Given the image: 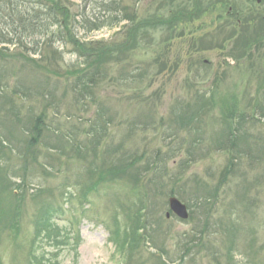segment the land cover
I'll return each mask as SVG.
<instances>
[{
	"label": "rangeland",
	"instance_id": "1",
	"mask_svg": "<svg viewBox=\"0 0 264 264\" xmlns=\"http://www.w3.org/2000/svg\"><path fill=\"white\" fill-rule=\"evenodd\" d=\"M62 1L69 6L71 17L77 15L76 20L82 23L81 26L72 23L73 35L81 45L88 43L92 47L103 43L114 47L119 38L116 33L123 27L121 23L112 28L110 20L115 17L129 15L134 18L135 13V21L147 25L148 29L138 41L144 42L135 49L113 55L106 66L105 78L92 88L91 97L79 104L74 102L68 88L74 79L70 72L80 68L83 62L71 46L55 40L51 48L41 53L45 58L31 55L40 69L25 59L13 61L1 69L0 137L8 140L15 133L16 142L10 147L7 141V153H0V164H4L8 157L5 154L11 149L14 159L25 150L17 141L22 140V132L11 117L12 104L22 110L17 109V112L24 119L30 109L39 113L43 106V100L27 93L26 88H34L32 84L40 81L47 90L57 92L56 103L47 110L46 125L50 129L45 128L42 146L38 147L41 151L38 161L41 164L50 162V166L33 172L29 178L31 187L26 188V192L33 195L37 190H49L48 196L55 197L54 206H61V211L53 215L51 221L56 232L43 233L29 257L38 206L31 197L25 198L20 216L22 235L16 245L8 237V229H2L15 215L9 213L11 204L5 206L0 198V209L5 211L0 214L3 220L1 264H159L164 258L169 264H264V119L254 122L250 129L246 126L247 141L238 144L234 151L246 154L239 155L225 176L227 181L216 188L224 181L221 174L229 160L227 152L216 145L228 129L218 99L229 96L231 103L227 108L238 107L244 115L251 110L260 111L257 109L264 104V24L261 17L264 0L259 4L255 0ZM195 3L199 8H195ZM232 3L237 8L229 11ZM169 20L176 26H164ZM93 24L101 28L94 30V26H90ZM0 48L2 54L7 55L21 52L13 46ZM34 49L32 40L28 50L36 51ZM207 101L209 107H202ZM55 108L59 115L55 114ZM98 109L104 111L105 116L101 115L104 120L112 118L98 148L99 154L103 155L105 147L113 151L121 145L113 158L106 161L108 165L104 164L101 169L98 167L102 161H96L97 158L91 165L82 160L85 148L80 150L82 161H68L66 155L58 157L63 153V146L49 152L48 146L55 142V138L49 137L58 127L66 132L67 149L71 143L91 138L84 131L99 119ZM195 112L199 116V126L180 127L178 117ZM167 134H172L173 138H168ZM121 154L133 164L131 167L115 166ZM71 156L75 158L73 152ZM156 156L161 160L157 173L149 167L144 168L146 161L151 163ZM86 157L91 159L92 154ZM54 158H59L62 165ZM134 158L140 160L135 165ZM14 159L11 165L16 169ZM185 160L190 161L180 172L179 184L183 186L185 199L176 197L188 208L191 206L193 218L182 222L173 215L169 218L165 215L169 193L175 187L172 184L179 174L180 163ZM110 164L117 168L114 180L108 182V186L99 185L98 192L88 197L90 207L86 206L87 211L82 214L76 193L90 182L88 169L91 166L98 172L109 173ZM134 170L144 174L136 177ZM14 172L10 179L22 187ZM61 192L65 193L62 199ZM202 195H209L210 201L206 203L200 198ZM140 203L146 204L151 211L149 228L165 249L166 257L147 244L129 255L118 249L117 240L129 231L128 223H132L126 217L131 214L134 218ZM114 233L120 237L117 239Z\"/></svg>",
	"mask_w": 264,
	"mask_h": 264
},
{
	"label": "trees",
	"instance_id": "2",
	"mask_svg": "<svg viewBox=\"0 0 264 264\" xmlns=\"http://www.w3.org/2000/svg\"><path fill=\"white\" fill-rule=\"evenodd\" d=\"M62 1V0H60ZM59 0H0V47L1 46H9L15 48L16 50L21 51L20 53H17L16 55H7L2 54V50L0 48V71L3 67H6L9 63L13 61L18 60H24L30 64H32L35 68L40 69L39 67L34 64L37 61H34L35 59L31 57V55L37 56L39 55L41 58H45L41 53L43 51H46L45 48H51L52 43H54L55 40L57 42H60L64 46H71L73 51L76 53L78 58L83 62L80 68L75 69L73 72H70V76H73L74 79L72 80L71 87L68 88L70 92H72V95L74 96V102L76 104L82 103L86 101L89 97H91L90 94L92 93V88L94 86L101 83V81L105 78L104 73H106L105 69L106 66H108L112 59L113 55L115 53H121L125 52L126 50L135 49L136 45H140L144 42H138L142 38H144L143 32L148 29L147 25L142 26L139 25L136 21V14L134 13V18H131L129 15H124V17H115V19H111L110 21H113L111 23L112 28L115 26H118V24L123 23V27H121V30H119L116 33V36L119 37L117 42H114V47L111 46V44H103V43H96V46L90 47V45L83 44L81 45L80 41L75 38L72 32V23L74 22L75 25L79 24L81 26V22L76 20V16L71 17L70 8L68 5L62 4ZM198 1V0H197ZM63 2V1H62ZM196 9L199 8L198 4H196ZM115 12L117 10H114ZM190 16V15H188ZM181 17H186L185 15H182ZM174 18V17H173ZM172 20V19H171ZM126 22V23H125ZM170 21L166 22L164 26L171 27L176 26V24H171ZM94 26V30H99L101 27L97 26L96 24L90 25ZM169 27V28H170ZM36 37H39L38 40H35ZM30 39L29 42L27 40ZM122 39V42H119L118 40ZM34 40L35 49L39 50L37 48L40 47L41 49L36 51L28 50V45L30 42ZM38 42V44L36 43ZM138 43V44H137ZM3 50H6L3 48ZM9 68V67H8ZM21 70V69H19ZM43 75V74H40ZM2 75L0 74V77ZM46 81V79H45ZM44 81V82H45ZM46 83V82H45ZM134 83H135V75H134ZM34 88H26L27 93H32L37 96V98H41L43 100V106L41 108V111L39 113L36 112V110L30 109L29 114H26V117L24 119L21 118L19 111H22L18 109L14 104H12L10 110L11 117L18 126L22 132L21 139H18V144L22 145V148L25 149L23 152H20L17 155V158L14 159L12 156V149L10 150L9 154H5L8 157H5L4 164H0V196L2 194V197H0L5 206H9L11 204V207L9 208L10 212L13 213V216L15 215V218H12L9 224H7L6 228L3 227V220L0 218V227L2 229H8V237L12 240V243L18 245V241L20 240V237L22 235L21 232V208L24 204V200L26 197H31V199L34 201V203L38 206L39 214L35 216V219L33 221L34 225V232L32 233V240L31 247L28 248V256H32V251L35 246V242L43 236V233H49L54 234L56 232V228H53V225L51 221L53 220V215H56L58 212L61 211V206L55 207V197L52 194L50 197L48 196L49 190H37L35 193L28 194L26 192V188H30V176L33 174V172L37 170H41L46 165L50 166V162H46L45 164H41L39 160V156H41V151L38 149V147L42 146V139H44V133L45 128H49L46 125L47 121V110L51 109L53 106V103H56V94L55 90L53 89H46L44 85L37 81V83H33ZM16 94V93H15ZM15 96V95H14ZM229 97V96H228ZM219 98L217 101L219 104L220 113L222 114L223 121L228 124V129L223 137V140L216 143V145L220 148V150H225L227 152L228 164L226 169L222 172L221 177L222 180L216 188L218 189L221 184H224L227 179L225 176L227 173L230 172V169L234 167V163L238 160L239 155L246 154L241 151H235L237 149L238 144L241 145L247 141V129L246 126L250 125L253 126L254 122H260V119H264V104L263 106H259L260 111L251 110L249 111L248 115H244V113H241L238 111V107L235 108H227L229 106L228 103H231V98ZM23 98L25 99V95H23ZM228 98V99H227ZM13 101L12 98L10 100ZM100 104L99 106H101ZM209 107L208 101L206 103H203L202 107L205 106ZM213 107V105H211ZM238 106V105H237ZM230 107V106H229ZM19 111H18V110ZM99 111H96L99 114V119L94 122L93 125L87 130L84 131V134L91 137L88 138L86 142H80V143H71V145L67 149L65 147L66 141V132L61 130V127H58V129L55 130V133L49 137L55 138V142L53 145L48 146L49 152L57 151L58 148L62 149L63 146V153L59 154L58 157H64L66 155V159L69 160H76L79 161L80 157V150H83L85 148V153L83 154L82 160H87L89 165H91V161L93 159H96V161H102L100 163V167L103 169L104 164L108 165L109 159H112L116 151L119 150L121 147L118 146L113 151H110V149H106V147L103 149L102 154L100 155L98 152V148L103 141L104 137L106 136L107 131V125L111 123L110 118H106V120L103 119V116H105L104 111L101 109H98ZM18 111V112H17ZM190 111V109H189ZM55 114L59 115L60 112L58 109L55 108ZM25 116V115H24ZM261 116V117H260ZM49 120V119H48ZM160 122H163L160 120ZM178 122L180 123V127L183 129L186 126L190 125H197L199 126V116L195 113H186L184 117H178ZM4 126V125H3ZM134 126V123H133ZM146 126V125H145ZM1 132H2V126ZM22 127V128H21ZM50 129V128H49ZM47 129V132L50 131ZM78 130V129H77ZM54 131V130H53ZM242 133H241V132ZM242 134V135H237ZM246 134V135H245ZM15 135V133H14ZM14 135L11 134V138H8L10 147L12 146V142H16V139L14 138ZM244 135V136H243ZM168 138H173V135L169 136L167 134ZM15 139V141H13ZM48 139V138H47ZM7 139H1L0 137V153L3 154L4 152L7 153L6 146H7ZM22 149V150H23ZM59 152V151H58ZM75 154V158L71 156V153ZM112 152V153H111ZM92 154V158H87L86 156L88 154ZM50 154V153H49ZM187 154V153H186ZM72 157V158H69ZM159 156H156V160L149 163V161H146V164L144 165V168H150L154 172H158V166L161 160L158 158ZM16 162V169H14V166L11 165V160ZM46 160V159H45ZM57 162H59L60 165V159H55ZM80 160V161H82ZM107 161V163H106ZM140 160L138 158H134V165L139 162ZM190 161V160H189ZM188 160L183 161L180 163L179 166V174L177 177H175V181L172 184L171 191L169 193V196H179L181 199H185L183 197V186L179 185L181 183V175L180 172L183 170L184 166L186 165ZM119 164H116L115 166L119 165H127L131 167L133 165L132 163L128 162L124 158V154H121L118 159ZM114 165V164H113ZM110 164L109 169L112 171L108 172H98L97 169L91 168L88 169L87 175L90 179V182L87 184H84V187L81 189L79 188L77 194L76 201H80V210L81 212L85 211V208L83 207V202H89L88 197L91 195H94L98 192L99 185L100 186H108V182H112L115 178V172H117V168L111 167L113 166ZM189 163H187V166ZM94 167V165H93ZM87 168V165H86ZM108 169V170H109ZM12 170V171H11ZM13 171L15 174H17V180L21 181L22 188L19 187L14 183V180L11 178V173ZM135 175L140 176V174H144L143 172H139V170H134ZM146 172L147 170L144 169ZM141 177V176H140ZM13 181V182H12ZM106 182V183H105ZM106 184V185H105ZM216 189V190H217ZM30 192V191H29ZM65 196L64 192H61L59 194V197L61 199ZM200 198H203V200L207 203L209 202V195L201 196ZM15 202L16 204H12ZM14 205V206H13ZM60 209V210H59ZM147 210V214H146ZM189 210V220L190 221L193 218V212L191 210V206L188 208ZM87 211V210H86ZM82 212V213H83ZM150 209H147L146 204L140 203L138 209L136 212H134V218L130 214L126 217V220L130 219L132 220V223H128L130 225V228L127 229L129 231H125L121 237L120 234L114 235L119 238L117 240L118 245L120 248H118L121 252L125 251L128 255L137 253L140 247H144L147 245L155 250L161 253L164 257L167 256V253L165 252V249L161 247L155 239L156 234H154L153 231H150V219L148 216L150 215ZM5 213V211L0 209V214ZM7 213V212H6ZM85 214V212L83 213ZM53 222V221H52ZM115 225H118V222H115ZM159 225V224H158ZM117 228V227H116ZM118 230V228H117ZM116 230V233H117ZM55 236V235H53ZM56 237V236H55ZM51 238V237H50ZM22 241V240H21ZM147 244V245H146ZM186 256L185 254H182L180 257V262H183L184 258ZM163 257V258H164ZM164 262H161L159 264H169L168 259L164 258ZM1 264V262H0Z\"/></svg>",
	"mask_w": 264,
	"mask_h": 264
},
{
	"label": "water",
	"instance_id": "3",
	"mask_svg": "<svg viewBox=\"0 0 264 264\" xmlns=\"http://www.w3.org/2000/svg\"><path fill=\"white\" fill-rule=\"evenodd\" d=\"M168 209L175 217L181 221H186L189 218L187 207L181 203L176 197H170L168 199ZM169 213L166 217L169 218Z\"/></svg>",
	"mask_w": 264,
	"mask_h": 264
},
{
	"label": "flooded vegetation",
	"instance_id": "4",
	"mask_svg": "<svg viewBox=\"0 0 264 264\" xmlns=\"http://www.w3.org/2000/svg\"><path fill=\"white\" fill-rule=\"evenodd\" d=\"M262 0H255V2H256V4L257 3H259V2H261ZM237 5L236 4H234V3H232L231 4V6H230V8H229V11L233 8V7H236ZM237 8V7H236ZM240 14H238V13H236V16H239ZM262 18H263V24H264V15L263 16H261Z\"/></svg>",
	"mask_w": 264,
	"mask_h": 264
}]
</instances>
